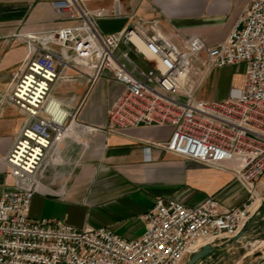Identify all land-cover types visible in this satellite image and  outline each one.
<instances>
[{
	"label": "built area",
	"instance_id": "1",
	"mask_svg": "<svg viewBox=\"0 0 264 264\" xmlns=\"http://www.w3.org/2000/svg\"><path fill=\"white\" fill-rule=\"evenodd\" d=\"M89 0H51L65 21L42 35H27L26 56L13 73L4 99L25 114L5 156L12 184L0 196V264H182L204 245L235 236L264 203V0H249L228 35L207 44L197 35L156 30ZM130 20L104 32L103 17ZM243 65L241 84L220 99H200L194 90L213 68ZM106 73L123 89L109 105L107 132L140 125L169 126L156 146L184 160L229 171L247 193L238 207L213 196L186 205L161 196L142 214V233L126 239L108 227H75L61 219L32 220L37 178L50 151ZM84 80L82 95L59 99L57 82ZM56 100V102H55ZM149 149V148H148ZM259 197V206H250Z\"/></svg>",
	"mask_w": 264,
	"mask_h": 264
},
{
	"label": "crops",
	"instance_id": "2",
	"mask_svg": "<svg viewBox=\"0 0 264 264\" xmlns=\"http://www.w3.org/2000/svg\"><path fill=\"white\" fill-rule=\"evenodd\" d=\"M113 1L89 0L88 6L111 8ZM119 2L126 15L133 14L132 20L148 26L157 19L160 33L172 38H176L175 33L197 35L213 44L228 35L249 0ZM129 20L110 16L99 23L104 32H115ZM64 23L56 16L51 0H0V196L12 184L5 156L25 120L23 111L6 101L4 93L26 56L27 35H42ZM122 89L123 85L106 73L93 84L65 137L46 159L31 200L30 219H61L78 228L104 226L134 239L144 228L142 214L158 196L186 205L198 204L207 196L227 207L246 201V191L229 171L184 160L156 146L169 138V126L104 130L107 109ZM84 90L81 81L68 92L82 95ZM63 93L60 87L53 95L65 99ZM230 240L215 245L222 248L195 264H255L259 259L255 254L264 253V207L244 235Z\"/></svg>",
	"mask_w": 264,
	"mask_h": 264
},
{
	"label": "rangeland",
	"instance_id": "3",
	"mask_svg": "<svg viewBox=\"0 0 264 264\" xmlns=\"http://www.w3.org/2000/svg\"><path fill=\"white\" fill-rule=\"evenodd\" d=\"M242 76H243V65L226 66L223 68H213L204 73L202 79H200L199 84L194 90L195 91L194 94L197 98L200 99L209 100V99L223 98L227 95L231 87L238 86L241 84ZM79 80L80 81H76V82H62V81L57 82L56 84L57 87L53 88L52 94L53 92L54 94L57 93L60 90V87L64 89L63 95L65 97L74 94V92L72 91L68 92V91L70 89V86L75 85L81 81H84L81 80V78H79ZM45 163L46 160L44 161V164ZM43 166L41 168L40 173L38 174V178H37L38 182L40 179ZM37 188H38V183H37ZM257 198L259 200V197Z\"/></svg>",
	"mask_w": 264,
	"mask_h": 264
},
{
	"label": "water",
	"instance_id": "4",
	"mask_svg": "<svg viewBox=\"0 0 264 264\" xmlns=\"http://www.w3.org/2000/svg\"><path fill=\"white\" fill-rule=\"evenodd\" d=\"M264 207V203L260 205L258 211ZM254 220V217L250 218L249 220H247L242 228L238 231V233L233 236L231 238V242L237 240L238 238H240L242 235H244V233L246 232V230L248 229V227L251 225L252 221ZM222 248V246H210V245H204L202 246L198 251L194 252L188 259L186 264H195L197 261L199 260H203L205 257L210 256L215 254L217 251H219ZM255 256H258L259 259L256 261L255 264H262L264 263V253L262 252H257L255 254Z\"/></svg>",
	"mask_w": 264,
	"mask_h": 264
},
{
	"label": "bare ground",
	"instance_id": "5",
	"mask_svg": "<svg viewBox=\"0 0 264 264\" xmlns=\"http://www.w3.org/2000/svg\"><path fill=\"white\" fill-rule=\"evenodd\" d=\"M55 102H56V100H55ZM258 206H259V200L257 198L256 201L250 206L249 212L250 213L254 212L257 209Z\"/></svg>",
	"mask_w": 264,
	"mask_h": 264
}]
</instances>
